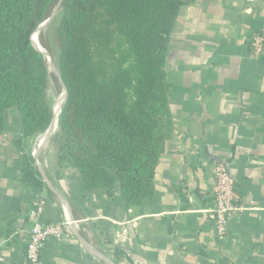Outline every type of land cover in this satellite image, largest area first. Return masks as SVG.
<instances>
[{"label": "crops", "instance_id": "crops-1", "mask_svg": "<svg viewBox=\"0 0 264 264\" xmlns=\"http://www.w3.org/2000/svg\"><path fill=\"white\" fill-rule=\"evenodd\" d=\"M257 33L264 35V0H195L181 8L165 62L172 132L144 206L126 207L118 193L83 194L78 171L58 164L54 144L34 156L39 137L21 139L19 111L7 109L0 264H27V213L41 194L45 224L74 222L62 239H48L43 264H264V62L250 47ZM25 156L40 188L23 180ZM221 160L240 196L225 240L208 211L211 168Z\"/></svg>", "mask_w": 264, "mask_h": 264}, {"label": "trees", "instance_id": "trees-1", "mask_svg": "<svg viewBox=\"0 0 264 264\" xmlns=\"http://www.w3.org/2000/svg\"><path fill=\"white\" fill-rule=\"evenodd\" d=\"M194 1L61 0L54 51L32 36L58 0H0V131L11 107L21 139L49 128L52 74L44 53L68 92L52 138L58 164L78 171L85 195L118 193L126 207L146 205L172 132L170 37L181 8ZM23 162L24 182L40 188L33 158Z\"/></svg>", "mask_w": 264, "mask_h": 264}, {"label": "built area", "instance_id": "built-area-1", "mask_svg": "<svg viewBox=\"0 0 264 264\" xmlns=\"http://www.w3.org/2000/svg\"><path fill=\"white\" fill-rule=\"evenodd\" d=\"M250 47L253 57L264 62V35L260 33L253 35L250 40ZM33 154L34 156L38 154V148H35ZM41 165L42 161L38 160V166ZM211 175L213 179L211 188L212 206L208 211L218 237L225 240L230 218L239 207L240 196L227 161L221 160L213 163ZM47 205V196L45 194L38 195L27 213L29 222V236L26 247L27 264H43L42 254L48 239L50 237L62 239L67 229L70 230L74 224L70 217L59 224H45L44 215ZM20 225L22 228L24 227L23 222ZM4 260L5 258L0 252V263Z\"/></svg>", "mask_w": 264, "mask_h": 264}, {"label": "rangeland", "instance_id": "rangeland-1", "mask_svg": "<svg viewBox=\"0 0 264 264\" xmlns=\"http://www.w3.org/2000/svg\"><path fill=\"white\" fill-rule=\"evenodd\" d=\"M60 3H61V0H58L57 5L51 10V13L49 14L48 18L44 22L41 23V26H43V28L39 33V42L41 43V45L43 42L48 48H51L54 51L58 49L57 26H58V12H59ZM48 48L47 49L45 48V49L49 53V56H50V51ZM48 64L50 65L51 74H52L51 85H50V90H49V101L52 105V110H53V115H54V109L57 107L58 104L62 103L59 101L58 98L60 97L61 94H63L64 90H63L61 83L59 82L58 73L56 72V69L54 68L53 64L52 63L50 64L49 61H48ZM61 101H63V99ZM44 133L37 136L39 138L35 144V148H38V152H39V142H40L41 137L44 136ZM55 133L52 134L50 138H47V140L41 147L40 153L43 154L44 151L52 145V138L55 135ZM67 218L68 216L65 217L64 220L66 221Z\"/></svg>", "mask_w": 264, "mask_h": 264}, {"label": "water", "instance_id": "water-1", "mask_svg": "<svg viewBox=\"0 0 264 264\" xmlns=\"http://www.w3.org/2000/svg\"><path fill=\"white\" fill-rule=\"evenodd\" d=\"M42 28H43V26L40 25V26L38 27V29L36 30V32L33 34L32 38L34 37V35H37V37L39 38V33H40V31L42 30ZM38 46H39V48H40V43H39ZM40 53H41L42 55H44V57H45L47 60L49 59L44 53H42V52H40ZM48 61H49V60H48ZM59 79H60V76H59ZM61 82H62V81H61ZM61 82H60V83H61ZM61 85H62L63 90H64V92H65V101H64L63 105L61 106V108H60V110H59V112H58V115H57L56 119H55V114H54L53 119H52V122H51L49 128H48L47 131L44 133L45 137H47V138H50L51 135L54 134L55 131L57 130V128H58V124H59V116H60V114H61V112H62V109L64 108V106H65V104H66V102H67V98H68V92H67V89H66V87L63 85V83H61Z\"/></svg>", "mask_w": 264, "mask_h": 264}, {"label": "bare ground", "instance_id": "bare-ground-1", "mask_svg": "<svg viewBox=\"0 0 264 264\" xmlns=\"http://www.w3.org/2000/svg\"><path fill=\"white\" fill-rule=\"evenodd\" d=\"M58 99H59L60 102H63V101H61V100H62V99H63V100L65 99V92H63V94H61L60 97H59ZM61 105H62V103L58 104L57 107L54 109L55 119H56V117H57V115H58V112H59V110H60V108H61ZM44 138H45V135H44L43 137H41V139H40V142H39V151H40V148H41L42 142L44 141Z\"/></svg>", "mask_w": 264, "mask_h": 264}]
</instances>
